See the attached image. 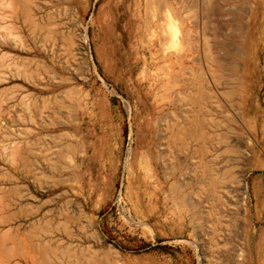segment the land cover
<instances>
[{
  "label": "rangeland",
  "instance_id": "374dc122",
  "mask_svg": "<svg viewBox=\"0 0 264 264\" xmlns=\"http://www.w3.org/2000/svg\"><path fill=\"white\" fill-rule=\"evenodd\" d=\"M0 230L33 264H264V0H0Z\"/></svg>",
  "mask_w": 264,
  "mask_h": 264
},
{
  "label": "bare ground",
  "instance_id": "6f19581e",
  "mask_svg": "<svg viewBox=\"0 0 264 264\" xmlns=\"http://www.w3.org/2000/svg\"><path fill=\"white\" fill-rule=\"evenodd\" d=\"M228 94V93H227ZM204 97V96H203ZM204 138V137H203ZM6 207V206H5ZM8 215V214H7ZM7 215H5V216H7ZM3 218V217H2ZM4 221H7V220H4ZM4 221H2L1 220V222H4ZM4 224V223H3ZM2 223H1V225H3ZM1 231V230H0ZM2 233H4V232H2ZM6 234H8V231H6L5 232ZM6 234H4V235H6ZM10 234V233H9ZM15 235H17V234H15ZM7 237L8 236H6V239H7ZM30 237H31V235H30ZM40 239V238H39ZM42 239V238H41ZM10 240V239H9ZM14 240V239H13ZM28 240H30V239H28ZM32 240V239H31ZM4 241V238L2 237V235H0V264H10L11 262H13V261H16V262H18V263H22V264H33V260H32V258L31 259H28V258H26V256L24 255V254H22V255H24V257L23 258H20V257H14V258H10L11 256H7V254L9 253L10 254V250L8 251H6L5 250V248L3 247V244L4 243H2ZM24 242V241H23ZM22 243V242H21ZM35 243V242H34ZM41 243V242H40ZM40 243H37L38 245H40ZM36 244V243H35ZM30 245V244H29ZM44 245H46L45 243H44ZM31 246V245H30ZM32 246H33V248L34 247H36L35 245H33L32 244ZM47 246V245H46ZM44 247V246H37L38 247V249H40V251H41V254H40V251H39V253L38 254H36L35 252L34 253H28V254H34V257L36 256V255H41V257H43L42 255H43V253H44V255H46V253H47V251H51V252H53V249L51 250L50 248H48V246L47 247ZM18 247V246H17ZM23 248V247H22ZM32 247H29V250L31 249ZM25 249H27V247H25ZM34 249H36V248H34ZM17 250H19L18 248H17ZM19 251H22V250H19ZM18 251V252H19ZM27 251V250H26ZM6 252H7V254H6ZM17 252V251H16ZM23 252V251H22ZM50 252V253H51ZM20 255H21V253H20ZM51 255L53 256L54 254L53 253H51ZM29 256V255H28ZM46 256H48V255H46ZM37 257V256H36ZM35 257V260L37 261V258ZM55 257V256H54ZM45 258H47V257H43V260H45L44 261V263L45 264H49V260H48V262H47V260L45 259ZM48 259V258H47ZM36 261H35V263L34 264H36ZM38 261H41L42 262V260H40V256H38ZM41 262H39L38 264H40ZM14 264H16L15 262H14Z\"/></svg>",
  "mask_w": 264,
  "mask_h": 264
},
{
  "label": "built area",
  "instance_id": "2783aa9c",
  "mask_svg": "<svg viewBox=\"0 0 264 264\" xmlns=\"http://www.w3.org/2000/svg\"><path fill=\"white\" fill-rule=\"evenodd\" d=\"M115 210L118 214L122 216H126L128 214V211L126 210L124 206V201L122 199L121 191H119L116 199H115Z\"/></svg>",
  "mask_w": 264,
  "mask_h": 264
}]
</instances>
